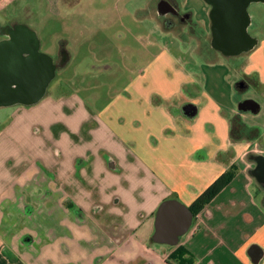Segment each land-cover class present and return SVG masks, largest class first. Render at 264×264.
<instances>
[{
  "label": "crops",
  "instance_id": "1",
  "mask_svg": "<svg viewBox=\"0 0 264 264\" xmlns=\"http://www.w3.org/2000/svg\"><path fill=\"white\" fill-rule=\"evenodd\" d=\"M176 1L187 19L179 21L169 2L150 0L146 15L153 26L148 25L150 33L143 36V54L126 55L123 48L118 51L119 62L108 60L107 51L95 58L87 47L73 67L81 38L72 42L64 34L67 29L53 33L46 27L48 21L42 20L38 31L26 24L33 53L47 56L55 66L64 44L68 58L55 66L38 99L37 92L0 104V111L12 108L7 120L0 114V264H169L168 257L178 246L192 255L193 264H264V174L254 171L264 170L253 158L255 153L264 161V115L249 122L246 114L258 116L260 105L232 99L248 89L249 75H256L257 88L264 95V18L248 11L254 6L264 11V0H249L246 39L234 44L249 43L248 50L237 54L215 50L211 35L216 29L230 31L236 12L214 13L209 0H192L196 10ZM87 2L48 0L43 17L85 12ZM160 5L164 12H159ZM44 28L47 38L54 35L53 56L44 52ZM184 28L194 35L193 53L214 48V55L202 52L199 58L207 67L223 71L196 77L182 69L184 64L159 39L169 37L171 45L179 48L180 38L173 32ZM80 29L84 36L89 34L81 25L74 31ZM8 39L0 36V42ZM21 55L27 57L29 52ZM229 64L235 65L239 78L226 85ZM168 67L176 71L169 73ZM120 80L127 82L119 84ZM208 80L209 85L224 81V91L207 90ZM101 88L110 98L104 106L99 104ZM168 101L170 106L164 104ZM248 143L250 148L245 146ZM82 175L90 176L85 190H94L92 200H101L107 215L122 219V230L106 227L110 217L105 220L104 212L88 216L90 225L67 208L74 217L71 227H66V217L50 221L49 192H58L56 185L64 193L66 188L74 189L72 197L77 200L83 184L78 186L76 176ZM37 176L42 177L41 187L35 183ZM216 182L222 184L219 192L194 214L192 209ZM36 185L44 194L41 202L35 200ZM166 200H176L192 212L191 224L176 245L153 239L156 213ZM36 213L44 223L41 237L28 231L33 226L26 227L34 225Z\"/></svg>",
  "mask_w": 264,
  "mask_h": 264
},
{
  "label": "rangeland",
  "instance_id": "2",
  "mask_svg": "<svg viewBox=\"0 0 264 264\" xmlns=\"http://www.w3.org/2000/svg\"><path fill=\"white\" fill-rule=\"evenodd\" d=\"M184 1L187 3V9L188 10H196L197 5H195L192 0H181V7L184 4ZM0 7L2 8V13L3 16H0L2 22L4 24L7 22L9 23V19H12L15 22H27L33 29H37L40 27L41 21H48L49 24L46 26L47 28L50 29L53 33L55 32H61L63 30L67 29V32L64 33L66 35H69L72 39V42L77 39L83 40L81 47L78 49V55L77 58L73 62V67L77 64L76 62L84 56L88 51H86V48H89V51L91 50L94 53L95 58H101L104 55V52H108V60H112L113 62H119V57H118V51L125 48L124 50L126 55L131 54H138L137 52L141 53L138 55L143 54V50L141 48V45H143L146 41L145 36L146 33H150L148 31L149 26H153L151 22H149V17L146 15L147 11L150 7V0H88L87 2V10H84L85 12H72L68 13V15H65L63 17H48L44 16L45 11L47 10L48 7V0H0ZM263 7L257 8V6H254L248 10L251 13H256V16H258V19L264 18V11H262ZM249 9V7H248ZM72 10V9H68ZM69 12V11H68ZM94 12H99L98 18L95 17L94 15H91ZM263 16V17H262ZM92 18V19H91ZM187 19V18H186ZM195 21V20H194ZM7 25V24H5ZM76 25H81L82 27L87 28L89 31L88 35H83L82 30L80 29L79 31L75 32V26ZM106 26V27H104ZM193 30H196L195 26H191ZM105 28V29H104ZM44 28V34H41V37L44 36L43 40H47L45 43V50L44 52H47L50 56L54 55V49L56 44L52 43V39L54 35L51 33L48 38L46 36ZM186 29V30H185ZM62 33V32H61ZM177 35L178 39L180 38L179 42V48H176V45H171V38L169 37H160V41L167 46L168 48L170 47V52L172 55L180 61V63L184 66H182V69H185L187 71H190L192 75L198 77V73H206L209 75L211 71L218 72V71H223L219 70V68L211 69L206 66L205 62L203 59H200L199 56H201V53L204 52L209 54V57L211 55L215 54V50L212 47L207 46V50H204L201 48L200 53H197V49L195 54L193 53V47L190 48V42H195L194 41V35H192L191 31H189V28H184L180 29L179 31H174L173 35ZM83 35V36H82ZM82 36V37H80ZM151 37H155V35L151 34ZM66 38V37H65ZM173 39V38H172ZM44 40V41H45ZM76 40V41H77ZM177 41V40H176ZM179 41V40H178ZM184 42V43H181ZM51 42V44H49ZM80 42V41H79ZM102 45H107L108 49L103 50L101 48ZM209 45V44H208ZM51 46V47H50ZM91 49H90V47ZM211 46V45H210ZM64 48V44L62 46ZM130 49H129V48ZM202 49L204 51H202ZM68 50L71 52L72 48L68 47ZM203 53V54H204ZM109 57L111 59H109ZM137 60V57H134V60ZM211 59V58H210ZM223 61H227L224 59ZM234 63V62H233ZM125 64V63H124ZM122 64V65H124ZM135 64V61H134ZM139 66V65H138ZM186 66V67H185ZM227 69V66L224 65ZM102 67V65H101ZM136 67V65H134ZM231 70H230V69ZM233 68H235V65L229 64L228 69L226 70L227 76L223 77L225 78V83L226 85L232 81L235 80V78H239V72L234 71ZM120 70H122V66H120ZM244 74H251L247 69H242ZM166 71H169V73H174L176 70L175 68H169L166 69ZM242 71H240V75ZM120 74L122 72H119ZM128 73L126 72V75ZM122 75V74H121ZM122 77V76H121ZM126 77V76H125ZM124 77V78H125ZM203 78V77H202ZM205 78V77H204ZM205 83V79H201ZM104 82V81H103ZM127 80H120L118 83L123 84L126 83ZM237 82V81H236ZM100 83H102V79H100ZM224 81H219L215 85H209V80L206 83V88L207 90H210L212 92H216L215 90L211 88H217L220 91H224L225 87ZM258 82L256 81V75L248 76V81H246V84L248 86V89L242 91V93L233 95L232 99H244V100H249L252 102H255L260 105V112L259 115L256 116V113H247L246 116L249 118L247 119L249 122H254L255 120H262V116L264 115V95L261 93V91L257 88L258 87ZM100 101L99 104L100 106H104L106 103L109 102L110 98L105 95L104 93V88H101L100 90ZM200 104L202 103V98H199ZM164 104H167L166 106H170V101L164 102ZM12 108H8L4 111H0V114H3V121L7 120L10 111ZM262 117V118H261ZM261 118V119H260ZM246 147H251L248 144L245 145ZM255 154V153H254ZM249 162V161H248ZM250 165L251 162L249 163ZM52 177L55 178V171H51ZM116 173H118L116 171ZM79 175V174H78ZM40 178V179H38ZM78 180V186H82V191L79 193V198L77 200H73V195L74 189L68 190L66 188L67 193H64V190L59 189V186L56 185L55 189L58 191L54 193L52 190L49 192L50 196V207L52 209V216L50 218V221L53 222L56 219H59V217H66V227H71L69 225L70 222H73L74 220L73 216L70 214L72 211H76V217L81 219L85 224L90 225L89 222H92L88 216H100L99 214H104V219H108L110 215H107L108 213L106 212L107 209L104 208L106 206L105 204L101 205V200L98 201L97 198L93 199L91 198V194L94 192V190H91L90 192L86 191L85 189L90 186V176L88 175H82V176H76ZM53 179V178H52ZM58 179V178H57ZM37 181V182H36ZM35 183H39V186H42V177L37 176ZM42 181V182H41ZM51 185L54 184L52 180H50ZM38 185H36L37 187ZM86 187V188H85ZM72 188V187H71ZM39 189L38 187L35 189V200L36 201H42L44 194L42 195V192L37 191ZM59 189V190H58ZM41 191V189H40ZM40 195H39V194ZM48 194V193H47ZM47 196L45 195V200ZM62 199V200H61ZM59 200L62 201V204L64 203L65 205L62 206V204H59ZM76 201H78L76 203ZM77 206V207H76ZM65 207V208H64ZM71 210L68 212V210ZM75 209V210H74ZM93 212V213H91ZM104 212V213H103ZM96 213V214H95ZM37 216L39 214L36 213L35 215V223L34 225H29L26 226L27 228L32 227L33 229H29L31 235L36 236L39 234L41 237L42 232H43V225L44 223L42 221H38ZM60 220V219H59ZM78 220V221H81ZM34 221V220H33ZM58 221V220H57ZM122 219H116L115 217H110L107 222H105L106 227L115 228L119 230H122L124 227L122 224ZM55 227V231L58 232V224L53 225ZM113 230V229H112ZM116 235V234H115ZM119 233L117 232V237Z\"/></svg>",
  "mask_w": 264,
  "mask_h": 264
},
{
  "label": "flooded vegetation",
  "instance_id": "3",
  "mask_svg": "<svg viewBox=\"0 0 264 264\" xmlns=\"http://www.w3.org/2000/svg\"><path fill=\"white\" fill-rule=\"evenodd\" d=\"M169 2V9L173 13V15L177 16L179 21H184L187 18V15H183L179 12V5L176 0H165ZM212 5V10L214 13L218 11H231L236 12L234 15L237 20L231 26L230 31H219L215 30L212 31L211 35L213 36V44H223V43H242L243 39L239 36L238 28L240 26V21L236 16L239 12V9L245 0H209ZM221 9V10H220ZM0 16H3L2 8L0 7ZM9 23H5L7 25H3V22L0 18V36L5 35L10 41L9 43L2 44L0 42V104H8L13 100H5L9 99L12 96V93H9V88L11 89L12 86L10 85L11 82L17 81L20 83V90H18L15 95H19L17 98H25L30 96L31 94H37L40 91V86L42 84V78L40 73L44 76L46 74V67L41 68V72L36 76L32 77L29 74V71H22L18 72L13 70V66L15 65L14 62L17 60V56L19 52L23 49H30L32 48L33 41L32 37L30 36L27 30V22H15L12 19H9ZM61 64L60 59L55 62V66H59ZM10 85V86H9ZM9 87V88H8ZM10 94V95H9ZM35 96V95H34ZM254 160L257 163V167L262 168L264 170V161L263 156L255 155ZM256 175L259 172L264 174V171H256L254 170ZM260 177V176H258ZM261 178V177H260Z\"/></svg>",
  "mask_w": 264,
  "mask_h": 264
},
{
  "label": "water",
  "instance_id": "4",
  "mask_svg": "<svg viewBox=\"0 0 264 264\" xmlns=\"http://www.w3.org/2000/svg\"><path fill=\"white\" fill-rule=\"evenodd\" d=\"M248 3L249 0L243 1L239 9V12L237 13L239 14L238 20L240 21V25H241L239 36H241L242 39L243 38L246 39V35H247V33L245 32V28L247 24L246 7ZM162 5H160L159 7L160 13L164 12V8H163L164 6ZM9 42L10 41H4L1 43V45ZM248 44L236 46L234 45V43H228V46H223L220 44L214 46L222 53L237 54L242 51L248 50ZM34 50H35L34 48L21 50L19 52V55L17 56L16 62H14L15 65L13 66V70L18 72L29 71V74H31L32 77H36L42 71L41 68L44 66L46 67V74L43 76L42 72L40 73L42 78V84L40 86V91H38L39 94V96L37 97L38 99L41 96L42 92L44 91V87L47 85L50 78H52L55 66L54 64H52L50 58L42 54L33 53ZM26 52H29V55L27 57H23L21 54ZM10 85L11 86L16 85V87L14 88L12 87L11 89L8 87L9 93H12V96L9 99H5V100H14L19 96V95H15V93H17L18 90H20L19 89L20 83L17 81H13L10 83ZM191 220H192V212L184 205H182L176 200L164 201L163 203H161L156 213L155 232L153 235L154 241L159 243H166L169 245H176L178 243L179 237L182 236L188 230L191 224ZM164 226H169L171 227L172 230L168 231L164 228Z\"/></svg>",
  "mask_w": 264,
  "mask_h": 264
},
{
  "label": "trees",
  "instance_id": "5",
  "mask_svg": "<svg viewBox=\"0 0 264 264\" xmlns=\"http://www.w3.org/2000/svg\"><path fill=\"white\" fill-rule=\"evenodd\" d=\"M68 58V55L63 47L60 49V62H65ZM222 187V184L220 182H216L214 185H212L205 193L204 200L202 201L200 198V201L202 203H199L197 209H192L194 214H197L198 210L203 206V204L208 203L220 190ZM173 261H175L177 264H193L194 260L192 255L182 246H178L174 249V251L169 255L167 263L173 264Z\"/></svg>",
  "mask_w": 264,
  "mask_h": 264
}]
</instances>
